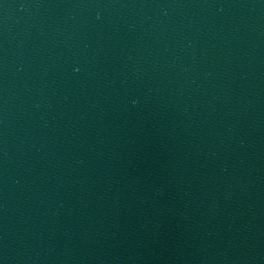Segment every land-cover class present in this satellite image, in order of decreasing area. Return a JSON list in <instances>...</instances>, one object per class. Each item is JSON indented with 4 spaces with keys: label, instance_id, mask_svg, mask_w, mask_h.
<instances>
[{
    "label": "water",
    "instance_id": "1",
    "mask_svg": "<svg viewBox=\"0 0 264 264\" xmlns=\"http://www.w3.org/2000/svg\"><path fill=\"white\" fill-rule=\"evenodd\" d=\"M0 264H264V0H42L0 76Z\"/></svg>",
    "mask_w": 264,
    "mask_h": 264
}]
</instances>
